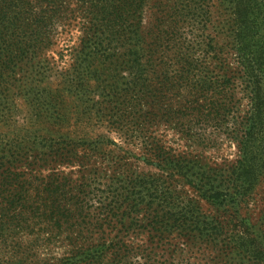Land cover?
Instances as JSON below:
<instances>
[{"label": "rangeland", "instance_id": "obj_1", "mask_svg": "<svg viewBox=\"0 0 264 264\" xmlns=\"http://www.w3.org/2000/svg\"><path fill=\"white\" fill-rule=\"evenodd\" d=\"M39 1V13L43 15L46 10L56 11L55 7L63 3L66 11L62 15L67 19L58 28L55 27L57 22L50 24L48 30H56L53 39L31 50L23 63L28 65L33 60L35 71H47L44 77L36 79L35 96L31 101L24 95L21 82L14 80L18 75L11 78L0 74V95L4 97L1 114L5 113L0 116V142L25 141L29 147L39 145L38 149L34 148L32 158H37L36 165L43 178L64 175L68 182L82 183L86 177L98 188L101 181L100 188L105 191L104 183L125 173L162 177L172 184V196L181 208L193 207L201 219L218 220L223 225L221 231L210 227L194 231L189 223L155 221L156 205L149 209L146 202L133 205L131 201H124L125 198L115 201L117 196L112 200L107 195L112 193H98L97 206L91 210L94 222L96 217L101 220L107 217L114 222L111 229L105 224L107 242H102L97 232L92 236L93 243L103 244L98 251L104 252L105 260L116 259V264H264V127L256 125V134L250 143L255 145L256 183L243 189L246 195L238 197L242 200L235 209L228 204H214L184 179H170L160 169L159 160L151 156L155 144L166 150L167 147L174 149L180 157L198 155L196 158L211 161L217 176L211 190L229 196L234 195L236 189L241 191L233 185L231 173L243 155L244 132L253 122L245 84L247 76L237 69L234 0H132V20L128 27L134 31L133 37L128 46L119 48L114 78L109 79L110 90L115 95L113 105L104 103L105 107L110 106L107 112L117 113L113 127L108 117L99 118L96 114L99 108L95 103L102 98L93 94L95 83L84 81L88 54L86 57L82 38L84 31L92 26L90 20L99 18L95 23L100 24L98 14L102 13L94 7L122 0H53L56 6ZM246 5L248 56L245 60L249 65L261 64L264 80V0H246ZM68 9H75L78 16L75 24H68L71 14ZM172 21L179 36L177 43L181 37L184 52L185 49L190 51L194 60L192 75H180L178 79H189L201 90L195 100L205 104V108L207 105L206 111L212 108L209 121H196L198 133L194 137L176 136L171 130L175 123L171 125L160 119L162 107L166 105L158 103V99L166 93L162 92L164 81L160 83L155 78V71L162 70V59L159 53L155 60L152 58L158 48L156 36L163 29L167 30ZM41 30L43 33L45 29ZM92 63L93 69L103 66L99 60ZM180 66L188 68L186 64ZM204 86H212V90L205 93ZM183 97L181 99L187 101ZM177 106V102L173 104L174 108ZM96 140L102 144L96 151H90L87 144ZM103 199L112 200L106 211L98 204ZM235 217L254 228L256 233L251 236L256 239L260 260L233 247L230 221ZM36 236L39 241L36 244L28 238L18 240L21 242L17 246L14 240L1 244L0 264L68 262V250L73 247L69 233L57 234L46 226ZM81 241L84 240L78 243Z\"/></svg>", "mask_w": 264, "mask_h": 264}, {"label": "trees", "instance_id": "obj_2", "mask_svg": "<svg viewBox=\"0 0 264 264\" xmlns=\"http://www.w3.org/2000/svg\"><path fill=\"white\" fill-rule=\"evenodd\" d=\"M43 1H46L49 6H56L53 0ZM107 3L109 5L104 7L93 6L96 10L100 9L102 13L98 14L101 20L100 24L98 26L95 23L99 18L92 19L90 20L92 26L84 31L82 41L86 57L88 54V66L83 75L84 78H87L84 79L86 84L92 81L95 83L93 94L102 98L101 102L96 101L95 103H98L96 106L99 108L96 112L97 116L99 118L108 117L109 124L113 127L117 122L114 119L117 113L107 112L110 106L105 107L104 103L113 105L112 101L115 95L113 90H110L109 79L114 78V66L117 62L119 48L126 44L128 46L133 37L134 31L128 27L132 20L130 14L133 1L122 0L120 3L114 1ZM233 4L234 48L239 58L237 69L247 76L245 84L250 98L253 122L252 127L244 132L245 137L241 143L243 155L233 166L231 173L233 185H236V188L241 191L236 189V193L229 196L228 194L223 195L215 189L211 190L217 176L213 172L211 161H205L202 159L203 157L196 158L198 155H189L188 158L180 157L174 149L167 147L168 150H166L155 144L151 148V156L159 160L160 169L166 172V176L170 179L174 181L184 179L214 204L220 206L228 204L235 209L242 200H238V197L246 195L243 189L252 187L258 177L256 154L254 155L253 151L255 145L250 143L256 134V125H259L260 128L264 127V80L261 77V64L256 62L254 65H249L245 60L248 56L246 49L248 46L246 24L248 6L246 0H234ZM39 6V0H0V74H8L11 78L16 75L20 76L21 79L17 76L14 80L21 82L22 91L28 100L35 96L36 79L44 77L47 71H35L33 60L31 63L29 61L28 65L26 63L23 65V63L29 58L28 53L31 50L39 48L42 43L46 45L53 39L56 30L49 31L50 24L57 22L55 27L58 28L59 25H64L67 19L62 15L63 11H66L63 10L66 7L63 3L55 7L56 11L46 10L45 15L41 14V11L39 13ZM75 9L78 10L77 7ZM75 9H68L71 12L68 15L69 25L76 22L78 18ZM41 19L46 21H41ZM168 25L167 30L163 29L156 36L158 48L154 51L152 58L155 60V55L159 53L162 59L160 62L162 70L155 71V78L160 83L164 81L162 92L166 93L163 95L165 97L158 99V103L166 105V108L162 107L160 119L168 124L171 123V125L175 123L171 130L176 136L194 137L195 133H198L196 121H209L212 108L206 111L207 105L205 108V104L195 100L201 90H198L189 79L186 78L188 81H184L183 78L178 79L180 75L187 77L192 75L194 60L190 51L185 49L184 52V47L180 43L181 37L177 43L179 36L175 30L174 22L172 21ZM42 28L45 29L43 33ZM92 60H99L103 66L93 69ZM183 64H186L188 68L180 66ZM164 74L166 78L163 77ZM202 88L205 93L212 90V86ZM183 96L187 101L181 99ZM3 101L4 97L0 95V116H5V113L1 114L4 111L2 110ZM176 102L178 106L174 108L173 104ZM24 142L17 141L6 144L3 141L0 142V245L14 240L16 241V243L14 242L15 246H17L21 242L18 240L23 238H28L32 244H36L39 242L36 235L40 234L46 226H50L57 234L69 233V242L73 247L68 250V262L63 264H116V259L111 262L108 259L105 260L104 252L98 251V247H103V244H95L92 241V236L97 232L101 236L102 242H107L108 229L105 224L110 229L114 226L112 224L114 222L108 220L107 217L104 220L96 217L95 222L92 218L91 210L97 206L98 193H112L107 195H110L112 200L117 196L118 198L114 199L117 202L123 198H125L124 201L133 202V205L146 202L149 209L156 205L155 221L161 219L165 222L174 220L175 223H189L194 226V231H203V227L204 229L208 227L218 229V231L223 229L222 223L218 220H203L193 207L187 210L176 204L175 198L172 196V184L162 177H141L135 173H125L114 176L108 183H104L105 191L100 188L101 177L97 179L100 181L98 182L99 188L92 184V179L86 177L82 183L68 182L64 175H56L54 179L43 178L36 165L37 158L35 160L32 158L36 152L34 148L38 149L39 145L33 144L34 146L29 147ZM101 144L102 141L96 140L88 143L86 147L90 146V151H96L99 149L98 145ZM32 160L33 162H30ZM208 186L210 189H207ZM112 200L109 202L104 199L100 201L98 203L101 205L100 209L108 210L112 205ZM106 215L113 216L109 213ZM235 218L230 221L233 231V247L251 255L255 260H260L261 254L256 249V239L251 236L256 233L254 228L245 224L243 220L240 221L241 219L239 220L238 217ZM72 234L79 235L76 238L84 241L78 243L76 238L71 237ZM259 236H261L260 232ZM45 264L47 263L45 262Z\"/></svg>", "mask_w": 264, "mask_h": 264}]
</instances>
